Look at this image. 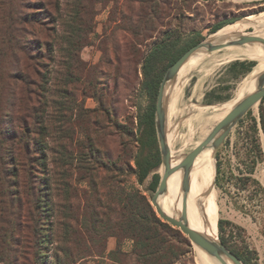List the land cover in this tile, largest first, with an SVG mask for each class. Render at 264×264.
I'll return each instance as SVG.
<instances>
[{"label": "trees", "instance_id": "1", "mask_svg": "<svg viewBox=\"0 0 264 264\" xmlns=\"http://www.w3.org/2000/svg\"><path fill=\"white\" fill-rule=\"evenodd\" d=\"M21 3V0H7L5 30L19 69L12 73L16 91L11 106L15 120L11 130L0 132V264H193L188 238L163 222L147 197L129 185L133 175L142 183L160 163L155 106L147 108L140 118L143 130L139 135L140 127L135 131L131 119L129 125L113 124L122 138L118 143L122 158L118 156L110 161L112 156L102 151L104 143L99 135L102 127L98 117L99 112L107 115L111 111L100 108L103 99L97 97V91L86 94L82 85L88 82L87 63L80 53L90 45L97 5L105 7L112 3L110 13L115 15L111 19L113 23L116 19L120 22L112 28L120 32L125 48L143 57L153 34L162 36L141 57V91L157 96L162 76L154 71L157 59L167 60L166 71L201 40L200 33L193 35L190 31L191 38L190 33L184 35L180 24L179 28H172L168 19L194 15L198 0H51L47 3L38 0L29 3L31 11L27 13L20 7ZM43 14L50 22L40 17ZM155 20H167V25L158 29ZM228 23L233 20L218 21L211 33ZM31 34L41 37L35 50L34 45H27L30 41L25 35ZM178 42L181 44L175 49ZM251 65L248 63L246 69ZM46 66L50 69H43ZM96 67L94 64L93 68ZM76 82L79 85L75 88ZM86 97L95 99L99 107H83ZM80 111L89 113L91 118L88 116L81 123L88 133L74 156L69 144L70 124ZM249 130L250 165L246 173L240 169L239 179L244 185L253 183L262 188L253 174L263 160L257 135L261 132L264 135V97ZM137 144H143L147 150L143 162L133 155ZM109 162L113 169H109ZM71 166H74L72 171ZM73 170L78 176L75 182L87 183L88 188L82 193H77L72 183ZM110 171L116 176L109 174ZM216 172L219 173L218 163ZM153 177L156 185L159 176ZM111 237L115 246L107 251ZM125 241L131 242L130 250L123 249ZM237 257L244 264H253L245 255L237 254Z\"/></svg>", "mask_w": 264, "mask_h": 264}, {"label": "rangeland", "instance_id": "2", "mask_svg": "<svg viewBox=\"0 0 264 264\" xmlns=\"http://www.w3.org/2000/svg\"><path fill=\"white\" fill-rule=\"evenodd\" d=\"M32 1L38 0H21L20 7L24 8V13L31 11L28 5ZM44 1L47 3V1L51 0ZM197 6L198 9L194 15L187 14L188 18L181 19L170 17L168 23H171L172 28H179L180 24L181 32L184 35L190 33V38L192 34L196 35L200 33V42L208 40L211 34L222 33L227 24L216 32L211 33L212 26L218 21L230 19L235 22L245 17H256L264 14V0H198ZM111 8L112 3L107 4L105 7L97 5L98 14L96 16L95 28L89 36L90 45L83 48L80 55L87 63L85 69L88 75L86 73L85 75L88 77V82H84L82 85L86 94H94L97 91V97H102L103 99L100 108L111 111L109 112L110 116L109 113L105 115L99 112L98 119L99 125L102 127L101 134H99L103 138L104 143L102 151L104 150V153L111 155L110 161H113L118 156L122 158L119 155V153H122L118 145L122 138L116 132L114 125L117 123L129 125V119H131V121H134L135 131L140 127L139 135L143 130V125L139 124L140 118L143 117L147 108L155 106L156 96L152 97L141 91L140 84L143 79L141 65L146 52L162 36L158 33L153 34L154 37L148 42L143 57L136 51L125 48L124 43H121L120 32L112 28L120 25V22L116 19L115 23H113L111 18L115 14L110 13ZM6 11L7 0H0V132L2 129L6 130V128L11 130L13 121L15 120L14 107L11 106L14 100L13 95H15L16 91L14 87L15 82H13V75L15 74L12 73H16L19 69V66L12 57L11 43L8 41L5 30L7 26ZM45 16L46 14H43L40 17L43 18ZM43 19H46V23L50 22L49 17ZM166 21L155 20L154 23L158 29H161L163 28L161 25H167ZM255 25L261 28L254 29ZM190 31H193V33ZM243 33L264 39V15L263 17H259L258 20L253 21ZM25 37H28L30 41L27 45H34L33 49L35 50L38 46L37 43H40L39 39L41 37H36L32 34L25 35ZM180 44L178 42L175 49ZM242 46L245 45L227 46L218 51L207 52L204 61L194 68L185 80L175 85V78H173L168 83L164 94L165 137L171 140L172 148L177 152L178 163L184 155L194 149L198 141L204 139L205 133L214 127V124L217 123L214 116L220 112L219 109L224 108L226 105H234L241 98L242 93L248 91L257 83V80L256 82H250L249 77L252 72L264 66V63L252 57ZM157 61L154 71L155 73L160 72L162 74L158 83L160 85L165 73L167 60L161 61L157 59ZM248 63L252 65L247 70ZM94 64L97 65L96 68H93ZM189 68L188 64L179 78L185 76ZM43 69H50V66L43 67ZM75 85V88L78 87L79 82H76ZM83 107L94 109L99 107V104L95 99L86 97L83 100ZM258 109L259 104L249 110L250 114L246 115V113L241 118L243 119L241 123H239L240 120L238 121L221 146L215 151V166L218 163L219 173L215 172L214 167L212 184L216 199L214 212L217 221L218 240L236 256L237 254H242L250 258L253 264H264V193L262 192V189H264V135L262 132L257 135V139L263 151V160L256 165L253 174V177L257 179L262 188L255 186L253 183L244 185L243 181L239 179L241 172L246 173L250 165L247 158L251 140L249 128L252 125V118L258 117ZM89 115V113L83 112L78 117L71 119V139L69 144L74 156L77 155L78 144L80 142L85 143L88 132L86 127L82 126L81 123L84 124L85 119ZM110 134L112 136L109 137ZM141 139L144 141V136ZM133 146H136V144L133 143ZM143 147V144H137V148L133 147V155L137 156L141 162H143L147 151ZM156 147L159 150V165L151 169L142 183H138L137 176L135 175L129 180V185L138 188L147 197L150 204L162 172V160L158 140ZM209 147L202 150L199 165L196 169L198 173L195 178L191 179L192 184H189L188 191L185 192L180 204L176 208L180 216L184 212L185 216L190 220L193 216H191L187 206L191 204L193 187L202 185L204 181L205 166H203V161L207 157ZM243 160H247L245 164L242 163ZM118 163L121 164L120 161ZM149 163H152V161L150 160ZM131 165L136 168L134 161L131 162ZM108 166L109 169H113L110 162ZM72 168L74 169V166L69 167L71 171ZM240 169L242 170L241 172ZM109 174L116 176L111 171ZM178 174L177 192L182 185L183 172L181 169H179ZM71 175L72 183L74 182L77 193H82L83 190L88 188L86 182H75L78 181V176L74 170ZM154 175L159 176L156 185H153ZM202 196L209 201L210 191L208 187L202 191ZM46 203L49 207V197H47ZM73 203L74 205L78 204L77 200H74ZM159 203L160 207L164 209L163 196L160 198ZM199 215L201 219L196 222L204 231L205 227H209L210 222L204 210H201ZM219 220H221V224L218 223ZM114 246L115 239L112 237L108 238L106 250L109 251ZM122 247L126 251L130 250L131 242L125 241ZM192 250L193 264H199L193 245ZM202 264H209V259L203 258Z\"/></svg>", "mask_w": 264, "mask_h": 264}, {"label": "water", "instance_id": "3", "mask_svg": "<svg viewBox=\"0 0 264 264\" xmlns=\"http://www.w3.org/2000/svg\"><path fill=\"white\" fill-rule=\"evenodd\" d=\"M261 44L264 49V39L251 35H240L236 38L229 39L227 41H201L190 47L185 51L170 67L165 71L163 78L160 82L158 93L155 103V128L156 135L159 144L161 160H162V172L158 186L152 196L151 204L155 208V212L158 217L163 221L171 225L173 228H177L180 232L188 238L191 246L195 245L202 249L210 256L215 257L219 261L223 262L222 254L235 264H244L234 253L230 252L219 240L213 241L205 237L203 234L189 227L185 220L184 212L179 218L169 216L159 206V198L166 191L167 178L175 170L181 169L182 174V189L187 192L189 189V174L193 163L198 154L208 146H212L215 151L221 146L231 129L238 123V121L253 107L260 104L264 97V71L257 77L256 89L246 94L241 98L230 111L218 121L208 135L201 141V143L194 147V149L188 154L184 155L182 160L175 167L171 166V154L169 147L167 146L165 139V106H164V91L168 82L175 78L179 68L183 63L196 51L205 50L206 52L216 51L227 46H241L246 44ZM216 172V166H215Z\"/></svg>", "mask_w": 264, "mask_h": 264}, {"label": "bare ground", "instance_id": "4", "mask_svg": "<svg viewBox=\"0 0 264 264\" xmlns=\"http://www.w3.org/2000/svg\"><path fill=\"white\" fill-rule=\"evenodd\" d=\"M263 15L264 14H261V15L256 16V17L255 16H249V17H245L241 20H237L233 23H229L222 30L221 34H215V33L211 34L207 41H227L229 39L236 38L237 36H240V35H247L246 33H243V31L247 30L253 21L258 20L259 17H263ZM242 47L252 57H254L255 59L264 63V49H263V46L261 44H255V43L254 44H246L245 46H242ZM251 48H253L254 50ZM206 53L207 52L203 49L194 52L183 63V65L179 68V70L175 76L174 84L176 85L178 83H181V81L185 80L187 78V76L189 75V73L204 61ZM188 64L190 66L189 71L185 74V76H183L182 78H179L182 75L183 71L185 70V68L187 67ZM263 71H264V66H261L258 70L252 72V74L249 77L250 82H256L258 75ZM168 83L166 84L165 89H166ZM256 86H257V83L253 87H251L248 91L242 93L241 98H243L246 94L253 92L256 89ZM164 94H165V91H164ZM239 100H237V102ZM232 105L233 104H231L229 106L226 105L225 106L226 108L225 107L220 108L219 109L220 112L214 116L215 120H217V122L220 121L230 111V109L234 106V105L233 106ZM210 131H207L205 133V135L207 136ZM165 139H166V143H167V146L169 147L170 154H171V166L175 167L176 165H178L177 152H176V150H174L172 148L171 140L167 139L166 137H165ZM201 141H198L196 143L195 147L198 146L201 143ZM201 155H202V151L196 157V159L193 163V166L191 168V171L189 174V184L190 185L192 184L191 179L195 178L197 173H198V171L196 169L199 165ZM203 166H205L204 181H203L202 185L193 187L192 194H191V199H192L191 204H190L191 206L190 205L187 206L191 216H193V217L190 220L187 216H185V220H186V223L189 225L190 228H192V229L198 231L199 233L203 234L208 239L217 242L218 241L217 221H216L215 212H214L215 207H216V201H215L216 199H215V192H214L213 184H212V178H213L214 167H215V149L212 146L209 147V150L207 152V157H205V159L203 161ZM178 171L179 170H175L173 173H171V175H169V177L167 178V182H166V191L162 195L163 201H164V205H163L164 209L163 208L162 209L169 216H172L175 218L180 217L176 208L180 204V202H181V200L185 194L184 190L182 189V185H181L179 191L177 192V180L179 178ZM207 187L209 188V191H210L209 201L204 199L202 196V191H204L205 188H207ZM175 192H177V193L175 194ZM160 198H159V201H160ZM159 206H160V203H159ZM201 210H204V212H205V214H206V216L210 222L209 227H205L204 231L200 228V225L196 222L197 220L201 219V216L199 215ZM193 248H194V251L196 253V258L199 261V264L203 263V258L209 259V264H222L221 261H219L218 259H216L213 256H210L208 253H206L202 249L198 248L197 246L193 245ZM222 257H223L224 264H235L233 261L229 260L225 255L222 254Z\"/></svg>", "mask_w": 264, "mask_h": 264}]
</instances>
